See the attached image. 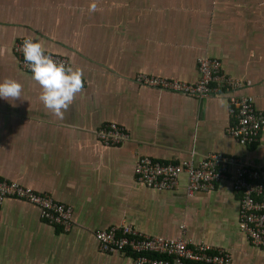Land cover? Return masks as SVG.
<instances>
[{"label":"crops","instance_id":"crops-1","mask_svg":"<svg viewBox=\"0 0 264 264\" xmlns=\"http://www.w3.org/2000/svg\"><path fill=\"white\" fill-rule=\"evenodd\" d=\"M0 0V81L24 86L20 99L0 98V178L45 193L72 208L66 229L46 224L36 207L0 203V264H134L123 253L98 251L94 233L122 223L142 234H180L228 252L231 264H264V251L237 225L238 196L230 178L208 193L185 196L135 181L138 158L197 163L210 153L264 165V127L254 144L227 134L228 96H248L264 113V0ZM39 37L48 52L84 69V90L64 119L39 100L40 86L17 65L13 46ZM240 82L229 93L195 99L144 87L147 74L198 79L200 58ZM106 123L129 132L119 146L95 137Z\"/></svg>","mask_w":264,"mask_h":264},{"label":"built area","instance_id":"built-area-1","mask_svg":"<svg viewBox=\"0 0 264 264\" xmlns=\"http://www.w3.org/2000/svg\"><path fill=\"white\" fill-rule=\"evenodd\" d=\"M23 39L14 44L13 54L20 70L31 74L20 51ZM51 54L69 64L65 56ZM197 69L198 79L191 83L147 74H137L134 81L144 87L195 99L229 93L240 86V82L220 72V62L216 59L200 58ZM227 99L232 118L227 134L241 145L254 144L264 127V113L255 109L251 97L229 95ZM95 137L104 146L114 147L128 141L130 136L123 126L106 123L96 130ZM230 167L234 168L230 178L232 189L238 196L239 232L264 251V165L250 167L234 156L220 153H210L197 163L190 160L160 162L141 157L134 165L133 174L137 183L157 191L176 189L180 176L184 175L185 196L193 197L211 192L217 183L228 179ZM7 198L36 207L39 218L46 224L63 229L71 224L70 206L56 202L45 193L0 178V203ZM179 229L180 234L173 238L154 237L122 223L95 231L94 238L99 252L128 254L134 264H231L228 252L205 243H194L185 237L183 226Z\"/></svg>","mask_w":264,"mask_h":264},{"label":"clouds","instance_id":"clouds-1","mask_svg":"<svg viewBox=\"0 0 264 264\" xmlns=\"http://www.w3.org/2000/svg\"><path fill=\"white\" fill-rule=\"evenodd\" d=\"M89 13L98 11L97 0H91ZM20 51L34 80L41 89L39 100L54 117L63 120L77 94L84 90V69L56 59L35 36L23 39ZM23 84L12 77L0 81V98L13 101L21 98Z\"/></svg>","mask_w":264,"mask_h":264},{"label":"trees","instance_id":"trees-1","mask_svg":"<svg viewBox=\"0 0 264 264\" xmlns=\"http://www.w3.org/2000/svg\"><path fill=\"white\" fill-rule=\"evenodd\" d=\"M130 256V255H129Z\"/></svg>","mask_w":264,"mask_h":264}]
</instances>
